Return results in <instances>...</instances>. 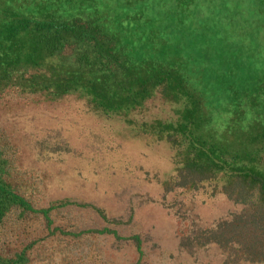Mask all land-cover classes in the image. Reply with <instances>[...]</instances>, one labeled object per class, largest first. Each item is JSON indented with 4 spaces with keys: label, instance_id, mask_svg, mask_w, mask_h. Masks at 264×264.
<instances>
[{
    "label": "trees",
    "instance_id": "16d2710c",
    "mask_svg": "<svg viewBox=\"0 0 264 264\" xmlns=\"http://www.w3.org/2000/svg\"><path fill=\"white\" fill-rule=\"evenodd\" d=\"M207 2L0 0V98H14L19 109L71 96L94 113L151 128L175 164L163 191L213 181L210 188L239 205L188 230L180 245L214 244L222 264H264V75H256L253 88H233L234 100L212 103L205 65L189 54L208 53V45L194 52L186 48L191 41L178 39L219 34L221 6ZM154 98L170 103L175 115L136 116ZM15 150L0 128V264H81L69 249L92 232L127 237L139 248L138 233H119L109 224L122 220L93 202L39 199ZM80 209L101 223L83 224L75 215Z\"/></svg>",
    "mask_w": 264,
    "mask_h": 264
},
{
    "label": "rangeland",
    "instance_id": "374dc122",
    "mask_svg": "<svg viewBox=\"0 0 264 264\" xmlns=\"http://www.w3.org/2000/svg\"><path fill=\"white\" fill-rule=\"evenodd\" d=\"M212 2L222 9L214 24L219 34L184 33L178 39L191 41L186 48L194 52L208 45V53L189 54L205 65L209 99L214 96L212 103L224 104L234 100L242 86L253 88L256 75H264V0L207 4ZM244 10L251 12L250 18H243L249 13ZM45 101L18 109L14 98H0V128L16 146V162L37 184V197L45 201L71 196L93 202L109 217L122 220L120 225L109 224L119 233L136 232L140 238L138 249L129 238L111 233L77 238L69 250L81 264H222L223 255L214 244L180 245L188 230L211 225L239 207L210 188L215 182L163 191L161 182L174 173L175 164L172 149L151 128L94 113L71 96ZM151 103L136 116L175 115L170 103L158 98ZM75 215L87 226L101 223L87 210Z\"/></svg>",
    "mask_w": 264,
    "mask_h": 264
}]
</instances>
